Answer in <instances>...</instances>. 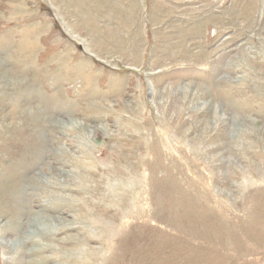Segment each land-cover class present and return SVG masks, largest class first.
I'll return each mask as SVG.
<instances>
[{
    "label": "rangeland",
    "instance_id": "1",
    "mask_svg": "<svg viewBox=\"0 0 264 264\" xmlns=\"http://www.w3.org/2000/svg\"><path fill=\"white\" fill-rule=\"evenodd\" d=\"M259 187L264 0H0V264H264Z\"/></svg>",
    "mask_w": 264,
    "mask_h": 264
},
{
    "label": "bare ground",
    "instance_id": "2",
    "mask_svg": "<svg viewBox=\"0 0 264 264\" xmlns=\"http://www.w3.org/2000/svg\"><path fill=\"white\" fill-rule=\"evenodd\" d=\"M79 9V8H78ZM31 120V119H30ZM30 123V122H29ZM163 186V185H162ZM156 187V186H155ZM161 187V186H160ZM166 187V186H165ZM172 187V186H171ZM163 189H164V187H162ZM156 189V188H155ZM162 189V190H163ZM175 189V188H174ZM156 191V190H155ZM178 191V190H177ZM261 191H263V190H261L260 189V187L257 189V190H255V191H253V192H255V194L253 195V196H251V195H248V201L251 203V205H252V209H251V211H252V213L253 214H255V213H257V210L260 212V208L262 207V204L264 203V194H263V192H261ZM158 192V191H157ZM181 194H182V192H181ZM180 194V195H181ZM220 194V193H219ZM263 194V195H262ZM162 195V194H161ZM160 195V196H161ZM164 195V194H163ZM162 195V196H163ZM182 196V195H181ZM17 197V196H16ZM152 197V196H151ZM164 197V196H163ZM178 198H179V195H178ZM246 198V197H245ZM11 199V198H10ZM150 199V201H151V198H149ZM152 199H154V198H152ZM176 199V198H175ZM185 200H186V198H185ZM166 201V200H165ZM188 202V201H187ZM191 202V201H190ZM162 203H163V201H162ZM166 203V202H165ZM164 203V204H165ZM172 203V202H171ZM152 204H155V203H152ZM157 204V203H156ZM181 204V203H180ZM186 204V203H185ZM184 203H183V205H185ZM2 205V204H1ZM158 205V204H157ZM157 205H155V206H157ZM166 206V205H165ZM179 206V205H178ZM158 207H160V206H158ZM157 208V207H156ZM161 208V207H160ZM172 208V207H171ZM155 209V208H154ZM180 209V208H179ZM158 210V209H157ZM159 211V210H158ZM167 212V211H166ZM162 215V214H161ZM169 215V214H168ZM172 215V214H171ZM160 217V216H159ZM264 217V216H263ZM157 218V217H156ZM253 218V217H252ZM158 219V218H157ZM255 219V218H254ZM165 220V219H164ZM200 220V219H199ZM150 221V220H149ZM160 221H161V219H160ZM167 221V220H166ZM186 221V220H185ZM259 221V220H258ZM154 222V221H153ZM187 222H192V221H186V224H187ZM254 222V221H253ZM161 223V222H160ZM166 223V222H165ZM181 223V222H180ZM184 223V222H183ZM260 223V222H259ZM143 224V223H142ZM189 224V223H188ZM158 225H160V224H158ZM200 227H197L198 228V230L197 231H199L201 228H202V230H205V225L206 224H203V225H200V223L198 224ZM214 225V224H213ZM260 225V224H259ZM139 226H140V224H139ZM163 226V225H162ZM180 226H181V224H180ZM187 226V225H186ZM196 226V225H195ZM194 226V227H195ZM161 227V226H160ZM185 227V226H184ZM189 227V226H188ZM263 227V226H262ZM129 228V227H128ZM258 228V227H257ZM134 229V228H133ZM138 229V228H137ZM182 229V228H181ZM184 229V228H183ZM194 229V228H193ZM210 229V228H209ZM262 229V228H261ZM244 230V229H243ZM250 230V229H249ZM126 231V230H125ZM134 231V230H133ZM176 231V230H175ZM195 231V230H194ZM196 231V232H197ZM212 231V230H211ZM256 231V230H255ZM255 231H254V233H255ZM138 232V231H137ZM156 232V231H155ZM179 232V231H178ZM190 232H192V231H190ZM258 232V231H257ZM157 233V232H156ZM159 233V232H158ZM193 233V232H192ZM202 233H207L208 234V230H206V231H203ZM211 233V232H210ZM133 234V233H132ZM135 234V233H134ZM196 234H198V233H196ZM213 234V233H212ZM243 234V233H242ZM129 235V234H128ZM164 235H166V234H164ZM171 235H173V234H171ZM191 235V234H190ZM189 235V236H190ZM252 235V234H251ZM251 235H249V236H251ZM257 238H258V235L257 234H254ZM127 236V235H126ZM142 236V235H141ZM158 236V235H157ZM156 236V237H157ZM168 236V235H167ZM192 236V235H191ZM194 236H196L195 234H194ZM202 236V235H201ZM209 236H210V234H209ZM129 237V236H128ZM170 237V236H169ZM173 237V236H172ZM175 237V236H174ZM188 237V236H187ZM211 238V237H210ZM256 238V239H257ZM155 239H157V238H155ZM194 239V238H193ZM126 240V239H125ZM164 240V239H163ZM177 240V239H176ZM206 240V239H205ZM132 241V240H131ZM157 241V240H156ZM161 241V240H160ZM173 241V240H172ZM133 242V241H132ZM196 242V241H195ZM249 242V241H248ZM115 243H117V242H115ZM119 243V242H118ZM129 243H131V242H129ZM218 243V242H217ZM243 243H244V241H243ZM253 245L254 246H256L257 245V240H254L253 242ZM165 244V243H164ZM168 244V243H167ZM170 244V243H169ZM187 244V243H186ZM224 244V243H223ZM188 245H190V244H188ZM196 245V244H195ZM209 245V244H208ZM246 245V244H245ZM244 245V246H245ZM121 247H122V245H120ZM219 246V245H218ZM119 247V246H118ZM137 247V246H136ZM188 247V246H187ZM197 247V246H196ZM156 249V248H155ZM187 249V248H186ZM130 250V249H129ZM141 250H142V248H141ZM185 250V249H184ZM119 251V250H118ZM165 251V250H164ZM190 251V250H189ZM237 251V250H236ZM239 251H241V250H239ZM121 252V251H120ZM187 253V252H186ZM213 253V252H212ZM129 254V253H128ZM131 254V253H130ZM138 254V253H137ZM159 254V253H158ZM124 255V254H123ZM190 255V254H189ZM188 255V256H189ZM194 255V254H193ZM201 256V255H200ZM121 257H123V256H121ZM121 257H119V259L121 258ZM158 257V256H157ZM210 257V256H209ZM213 257V256H212ZM140 258V257H139ZM170 258V257H169ZM211 258V257H210ZM210 258H208V259H210ZM113 259V258H112ZM123 259V258H122ZM125 259V258H124ZM151 259V258H150ZM168 259V258H167ZM174 259V258H173ZM115 260H117V259H115ZM143 260H146V259H143ZM157 260V259H156ZM163 260V259H162ZM121 261V260H120ZM125 261V260H124ZM164 261H166V260H163V262ZM107 262V261H106ZM109 262V261H108ZM126 262V261H125ZM144 262V261H143ZM159 262V261H158ZM157 262V263H158ZM167 262V261H166ZM196 262V261H195ZM207 262H209L208 260H207ZM243 262V261H242ZM118 263V262H117ZM123 263V262H122ZM148 263V262H147ZM114 264V263H113ZM119 264V263H118ZM130 264H131V262H130ZM144 264V263H143ZM173 264H174V262H173ZM181 264V263H180Z\"/></svg>",
    "mask_w": 264,
    "mask_h": 264
}]
</instances>
